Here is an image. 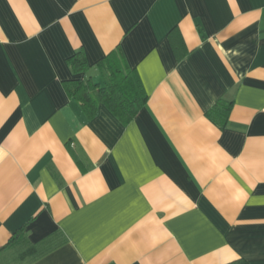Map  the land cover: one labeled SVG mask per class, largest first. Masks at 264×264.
Listing matches in <instances>:
<instances>
[{
    "label": "crops",
    "instance_id": "obj_1",
    "mask_svg": "<svg viewBox=\"0 0 264 264\" xmlns=\"http://www.w3.org/2000/svg\"><path fill=\"white\" fill-rule=\"evenodd\" d=\"M117 50L145 102L88 117L67 83ZM239 260L264 264V0H0V264Z\"/></svg>",
    "mask_w": 264,
    "mask_h": 264
},
{
    "label": "trees",
    "instance_id": "obj_2",
    "mask_svg": "<svg viewBox=\"0 0 264 264\" xmlns=\"http://www.w3.org/2000/svg\"><path fill=\"white\" fill-rule=\"evenodd\" d=\"M68 61L77 74L85 73L88 68L82 50L75 52L68 58ZM104 62L108 69V77L102 85L92 82L90 79L86 81L75 79L67 83V90L70 95L76 97L88 117L95 114L98 101L103 102L115 115L127 122L142 107L146 94L138 75L126 64L120 51L109 53ZM231 105V101L221 99L205 112V117L222 128L227 122ZM21 232L22 228L13 233L7 244H11ZM233 264L246 263L239 260Z\"/></svg>",
    "mask_w": 264,
    "mask_h": 264
}]
</instances>
